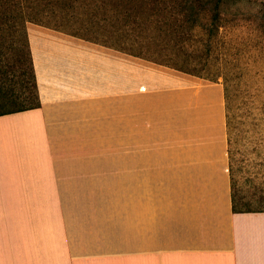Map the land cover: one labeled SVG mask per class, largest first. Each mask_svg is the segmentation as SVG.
<instances>
[{
    "label": "crops",
    "instance_id": "crops-1",
    "mask_svg": "<svg viewBox=\"0 0 264 264\" xmlns=\"http://www.w3.org/2000/svg\"><path fill=\"white\" fill-rule=\"evenodd\" d=\"M26 34L40 106L0 115V264H264V209H232L219 82Z\"/></svg>",
    "mask_w": 264,
    "mask_h": 264
},
{
    "label": "rangeland",
    "instance_id": "rangeland-1",
    "mask_svg": "<svg viewBox=\"0 0 264 264\" xmlns=\"http://www.w3.org/2000/svg\"><path fill=\"white\" fill-rule=\"evenodd\" d=\"M11 1L31 14L27 6L32 1ZM54 3L55 0H42L35 7L49 8ZM83 6L85 9L59 10L55 17L76 22L70 24L82 31L88 26L84 22L98 21L89 28L101 27L114 31L112 36L115 34L127 42L143 43L144 35L128 27L122 18L109 21L103 12L89 11ZM238 8L222 13L219 27L210 33L193 29L186 34L188 39L182 46L175 45L173 39L167 41L160 30L157 41L149 44L148 54L192 69L225 88L228 161L235 207L261 210L264 209V0H240ZM1 20L0 36L8 38L10 28ZM113 40L116 44L123 42Z\"/></svg>",
    "mask_w": 264,
    "mask_h": 264
},
{
    "label": "trees",
    "instance_id": "trees-1",
    "mask_svg": "<svg viewBox=\"0 0 264 264\" xmlns=\"http://www.w3.org/2000/svg\"><path fill=\"white\" fill-rule=\"evenodd\" d=\"M28 1H32L27 6V9H30V15L25 13L21 7L18 8V4L14 6L11 0H0L1 23H7L10 28L8 38L0 36V115L40 106L33 62L26 34L27 22L50 27L208 79V77L202 76L192 69L167 63L157 56H151L148 54L149 44L157 41L156 39L159 37L158 32L160 30L164 31L167 41L173 39L174 44L179 46L185 45L188 33L192 32L196 27L210 33L219 27V19L222 13L235 12L239 9L238 4L240 0H55V3L49 8L35 7L42 0ZM32 3L35 5L33 6ZM83 5L89 11L96 10L103 12L106 14L108 20H119V18H122L125 24L132 30L138 29L144 35L143 39L148 43H145L144 40L140 44L136 40L127 42V40H124L125 38H118L115 34L112 36L114 31L101 30V27L89 28V25L98 24V21L84 22L86 24L79 23V25H88L82 31L81 28L70 24L76 22L70 19L55 17L59 10L66 11L80 7L85 9ZM113 38L117 40L122 39L124 43L116 44ZM223 92L226 109L225 88ZM232 209L234 211H242V209L235 207L233 196Z\"/></svg>",
    "mask_w": 264,
    "mask_h": 264
}]
</instances>
